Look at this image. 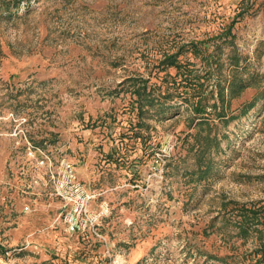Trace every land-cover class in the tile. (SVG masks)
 I'll list each match as a JSON object with an SVG mask.
<instances>
[{"label": "rangeland", "instance_id": "rangeland-1", "mask_svg": "<svg viewBox=\"0 0 264 264\" xmlns=\"http://www.w3.org/2000/svg\"><path fill=\"white\" fill-rule=\"evenodd\" d=\"M197 40L199 55L177 58L208 103L216 80L258 74L260 87L224 101L239 114L264 85V0H0V264H264L251 253L264 219L246 238L237 226L242 208L264 206V97L227 124L212 118L216 152L190 147L208 130L179 100L164 118L143 115L134 137L130 77L162 92L179 78L162 53ZM60 159L102 192L104 243L65 231L49 178Z\"/></svg>", "mask_w": 264, "mask_h": 264}, {"label": "trees", "instance_id": "trees-1", "mask_svg": "<svg viewBox=\"0 0 264 264\" xmlns=\"http://www.w3.org/2000/svg\"><path fill=\"white\" fill-rule=\"evenodd\" d=\"M227 34H230L229 29H227ZM229 44L232 45L230 42ZM199 45L205 47V40L189 41L187 44L179 45L175 51L162 53L159 59V64L162 65V68L173 67L175 69L174 75H179L177 80L174 79L175 76L174 78L171 77V84L169 87H165L162 92L153 93L151 89L146 90V79L130 77L129 80L131 84L135 83V85H132L134 98L130 101L131 110H134L135 119L132 124L129 123L135 128L133 132L135 134L134 137L138 136L139 128L146 124L143 121V115L157 119L164 118L168 112L170 103L179 100L189 106L191 110L190 121L195 120L194 126H199L200 128L205 126L208 130L204 134L195 131L192 135L193 138L190 147L197 144L198 146H202L201 148L204 150L212 148V150L216 152L219 149L220 138L217 137L215 133L212 135L209 133L212 118L221 119V122L227 124L229 121L234 120L240 114H244L253 107L257 99L264 97V85H262L261 90H259L255 98L242 106L239 114L228 115V104H224V101L228 102L229 99L237 97L239 93L247 87L261 86L258 83L257 73L246 77L232 74L230 78L227 79V83H220L218 80L215 81V94L219 104H216L215 101L208 103V99L212 98V90L207 89V85H204V79L200 80L197 74H192V69L187 67V65L190 64L189 61L184 60V62H180L177 58L179 54L186 51H189L193 56L199 55ZM239 58L240 56L233 52L228 55V63L233 64V66L238 65ZM262 78H264V74ZM207 108H209V110H207ZM210 109H213V112H211ZM199 141L202 142V145H199ZM209 162L211 163V159H209ZM207 166L208 164L205 165L206 168ZM200 178L201 176L199 175L197 179ZM242 210L237 226L239 234L246 238L250 235L251 230L257 231V228L253 227L256 222H263L264 206L258 210L245 208H242ZM258 212L263 213L258 215ZM251 253L254 257L259 256L256 257V263H262L264 261V240H262L260 245Z\"/></svg>", "mask_w": 264, "mask_h": 264}, {"label": "built area", "instance_id": "built-area-1", "mask_svg": "<svg viewBox=\"0 0 264 264\" xmlns=\"http://www.w3.org/2000/svg\"><path fill=\"white\" fill-rule=\"evenodd\" d=\"M167 149H163L165 153H154V169L161 170L165 157L168 156ZM31 152L38 154L37 164H46V166L50 164L48 156L39 147H35ZM49 178L55 195L64 203L61 221L65 231L76 236H85L87 240L93 239L92 241L104 243L97 226L100 219L108 214V205L104 201L97 207H93L92 204L95 199H100L102 192L90 190L80 182L76 177L73 163L67 159L59 160L53 171L49 172ZM122 262L125 264L123 260ZM122 262L113 261L110 264H123Z\"/></svg>", "mask_w": 264, "mask_h": 264}]
</instances>
